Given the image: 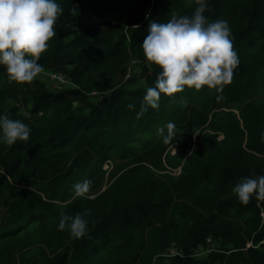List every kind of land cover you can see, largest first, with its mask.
<instances>
[{"label":"trees","instance_id":"trees-1","mask_svg":"<svg viewBox=\"0 0 264 264\" xmlns=\"http://www.w3.org/2000/svg\"><path fill=\"white\" fill-rule=\"evenodd\" d=\"M58 2L39 63L66 84L10 82L0 66V114L31 128L26 142L0 143V264H264V199L233 192L264 174V0H210L204 13L229 21L240 59L223 99L186 87L139 117L159 71L141 47L150 22L191 15L196 0ZM168 121L176 135L165 143ZM107 160L130 168L90 198ZM84 179L89 192L76 196ZM61 212L81 214L88 234L60 230Z\"/></svg>","mask_w":264,"mask_h":264},{"label":"clouds","instance_id":"clouds-1","mask_svg":"<svg viewBox=\"0 0 264 264\" xmlns=\"http://www.w3.org/2000/svg\"><path fill=\"white\" fill-rule=\"evenodd\" d=\"M209 6L210 0H196L191 15L173 14L166 21L150 22L141 47L146 61L159 71L155 86L147 87L138 117L149 107L158 109L161 94L172 97L186 87L200 90L207 86L215 90L218 100L224 98L225 87L232 83L240 59L229 21L217 18L209 22L204 15ZM62 12L58 0H0V66L5 68L10 82L31 83L44 71L39 60L56 35L54 26ZM127 107L134 109L135 104ZM166 128V134L163 128L159 131L164 142L169 143L176 135V125L168 121ZM30 134L29 124L0 114V143L12 146L18 141L26 142ZM91 183L89 179L76 182L75 195H86ZM233 192L244 204L254 195L264 199V174L242 177ZM58 228H67L74 238H83L89 231L88 220L79 213L61 212Z\"/></svg>","mask_w":264,"mask_h":264},{"label":"rangeland","instance_id":"rangeland-1","mask_svg":"<svg viewBox=\"0 0 264 264\" xmlns=\"http://www.w3.org/2000/svg\"><path fill=\"white\" fill-rule=\"evenodd\" d=\"M112 20H114L115 22H117V23H119L120 25H123V24H125L126 23V16L125 15H122V14H116V15H114V16H112ZM133 70H134V66L132 67V73H133ZM58 74H63V75H65V72L63 71V70H53V71H50V72H48V73H40V74H38V78H42V79H44L45 81H47V83H48V85L49 86H51V87H57V86H59V85H65L66 83H63V82H60L59 80H57V78L55 77L56 75H58ZM130 80H131V78L129 77L128 79H124V77L123 76H120L119 78H118V83H122L121 85H125V84H129V83H131L130 82ZM96 94H97V91H95V92H93L92 93V96L94 97V96H96ZM175 145H177V143H175ZM129 168H130V166H125V164L123 165V164H115L114 163V166H113V168H112V170H111V173L110 174H112V173H116L117 172V174L115 175V177L113 178V179H110V174H106L107 175V177H106V179H105V181H104V186H103V188H102V191H100L99 193H97V194H93V195H91V197L90 198H95L96 196H98L101 192H103L104 190H106L114 181H117L123 174H125L126 173V171L127 170H129ZM168 171H170V172H172L173 174H176V175H178V174H180V172H181V168H179V169H177V170H171V169H169L168 168V170H167V172ZM109 173V172H108ZM87 195V194H86ZM86 195H84L85 197H86ZM1 221V220H0ZM14 250H17L16 249V247L14 248ZM171 254V253H170ZM173 254V253H172Z\"/></svg>","mask_w":264,"mask_h":264},{"label":"built area","instance_id":"built-area-1","mask_svg":"<svg viewBox=\"0 0 264 264\" xmlns=\"http://www.w3.org/2000/svg\"><path fill=\"white\" fill-rule=\"evenodd\" d=\"M55 77L57 78V80H59V81H61V82H64V80H65V77H64L63 74H58V75H56ZM129 77H130V76H129V74H128V75L126 76V79H128ZM175 146H176V145H174V147H175ZM173 152H175V149H174V148H173ZM103 168H104V169H107L108 171H110V170L113 168V164H112V162H111L110 160L105 161ZM208 242H211V239H210V238H208Z\"/></svg>","mask_w":264,"mask_h":264}]
</instances>
